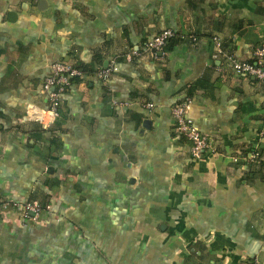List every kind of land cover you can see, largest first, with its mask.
Returning a JSON list of instances; mask_svg holds the SVG:
<instances>
[{
	"label": "crops",
	"instance_id": "1",
	"mask_svg": "<svg viewBox=\"0 0 264 264\" xmlns=\"http://www.w3.org/2000/svg\"><path fill=\"white\" fill-rule=\"evenodd\" d=\"M261 44L264 0H0V264H264V86L225 60ZM98 54L110 78L72 83L48 129L27 118L53 63ZM189 91L200 160L170 113Z\"/></svg>",
	"mask_w": 264,
	"mask_h": 264
},
{
	"label": "built area",
	"instance_id": "2",
	"mask_svg": "<svg viewBox=\"0 0 264 264\" xmlns=\"http://www.w3.org/2000/svg\"><path fill=\"white\" fill-rule=\"evenodd\" d=\"M172 30H164L153 37L145 44V49L155 59H163L166 55L164 50L168 40L173 36ZM217 40V39H216ZM217 42V53L220 54V45ZM136 55V53H132ZM253 60L251 62L239 61L231 55H225V60L228 62L230 69L236 75L252 78L260 82L264 86V44L257 47L253 53ZM130 59L131 54L127 56ZM116 71L113 66L101 68L95 76L100 80H107ZM81 71L74 65L65 62H55L50 66V73L45 78L43 83V90L47 95L48 108L36 109L29 107L26 111L27 118L31 121H36L43 129L50 128L59 117V107L65 92L71 85V79L80 77ZM192 99L185 98L180 103H175L171 106L170 113L174 124L175 132L183 137L188 145L190 155L195 160H200L206 153H215L216 145L209 135L200 133L193 123L186 117L187 111L190 108ZM148 109L152 107L151 104H146ZM258 157V152H253L251 158L254 160ZM18 204L8 200L0 201V214L9 208L17 207ZM24 217L27 214H38L39 208L30 204L22 205ZM252 264H259L257 261Z\"/></svg>",
	"mask_w": 264,
	"mask_h": 264
},
{
	"label": "trees",
	"instance_id": "3",
	"mask_svg": "<svg viewBox=\"0 0 264 264\" xmlns=\"http://www.w3.org/2000/svg\"><path fill=\"white\" fill-rule=\"evenodd\" d=\"M193 38V37H192ZM175 39H178V40H180V34L179 33H176V32H174V34H173V36L168 40V42H167V44L170 42V41H172V40H175ZM167 44L165 45V48H164V50H165V52H166V46H167ZM94 61V63H93V65L90 67V68H88V67H83V66H75L78 70H80L81 71V76L80 77H74V78H72L71 79V84L72 83H76V82H80L81 81V78H82V75L83 74H88V75H94L95 76V74L101 69V68H105V67H103L102 66V57H101V55L100 54H98L97 56H95V59L93 60ZM247 62H251V61H247ZM71 86V85H70ZM69 89V88H68ZM68 91V90H67ZM66 91V92H67ZM65 92V93H66ZM191 91H189L188 93H186V96L182 99V100H180V101H178L177 103H180V102H182L185 98H190V99H192V95H191V93H190ZM65 95V94H64ZM147 104V103H146ZM145 104V105H146ZM59 116H60V107H59ZM59 118V117H58ZM173 128H174V126H173ZM175 131V130H174ZM181 137V136H180ZM185 142H187L183 137H181ZM258 152V151H257ZM253 154V153H252ZM252 154L249 156V157H247L248 156V154L247 153H245L244 154V158L247 160V161H256V160H258L259 159V155H260V153L258 152V157L256 158V159H252L251 158V156H252ZM39 211H40V208H39ZM250 264H252V263H250Z\"/></svg>",
	"mask_w": 264,
	"mask_h": 264
},
{
	"label": "water",
	"instance_id": "4",
	"mask_svg": "<svg viewBox=\"0 0 264 264\" xmlns=\"http://www.w3.org/2000/svg\"><path fill=\"white\" fill-rule=\"evenodd\" d=\"M41 4H44V1H39V5ZM145 123H147V121Z\"/></svg>",
	"mask_w": 264,
	"mask_h": 264
}]
</instances>
